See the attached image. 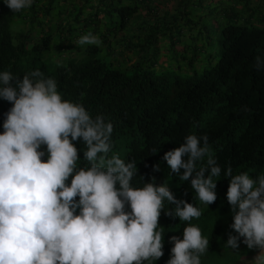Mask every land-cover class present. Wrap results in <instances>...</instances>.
<instances>
[{
  "label": "trees",
  "instance_id": "1",
  "mask_svg": "<svg viewBox=\"0 0 264 264\" xmlns=\"http://www.w3.org/2000/svg\"><path fill=\"white\" fill-rule=\"evenodd\" d=\"M163 1L33 0L30 8L13 13L0 0V72L22 78L39 69L45 78H54L63 99L80 103L93 118L103 115L113 124L109 156L135 161V187L155 177L157 185L167 184L177 199L202 210L201 217L190 222L161 211L164 255L152 264H166L173 247L169 237L182 239L189 224L198 226L210 241L201 264H218L221 255L233 251L226 244L233 215L226 197L229 179L223 172L230 166L234 175L246 172L253 179L264 175V69L254 66L255 57L264 56V26L237 15L239 9L225 6L223 0H179V13H161ZM213 1L216 15L223 10L226 22L218 28L214 51L207 53L208 66L197 70V63L183 69L181 63L188 64L186 51L193 49L188 61L195 62L201 39L209 41L201 18L212 15ZM89 33L102 43L78 46L79 37ZM159 34L183 50L175 58L180 62L177 70L157 65ZM116 46L131 50L130 56L117 61ZM11 106L0 99V132ZM189 134L208 136L222 169L217 200L210 205L201 203L190 180L181 181L163 160L164 153ZM74 143L78 167H88L84 142ZM42 148L46 151V146ZM153 148L158 149L154 154ZM157 163L160 171L154 172ZM165 208L174 205L165 202ZM240 248L249 250L243 243ZM249 254L237 256L234 264Z\"/></svg>",
  "mask_w": 264,
  "mask_h": 264
},
{
  "label": "clouds",
  "instance_id": "2",
  "mask_svg": "<svg viewBox=\"0 0 264 264\" xmlns=\"http://www.w3.org/2000/svg\"><path fill=\"white\" fill-rule=\"evenodd\" d=\"M3 2L13 13L33 4ZM101 43L91 33L76 41L78 46ZM254 66L264 69V56H256ZM0 99L12 105L0 132V264H152L164 255L162 210L185 222L201 217L200 208L177 199L155 177L135 187V161L109 156L113 124L63 99L57 81L39 69L22 78L0 72ZM81 139L88 167H78L74 141ZM163 160L181 181L190 180L201 203L217 200L222 169L206 134L187 135ZM153 171H160L159 163ZM223 177L229 179L226 197L233 215L226 244L234 251L241 243L257 250L251 264H264V175H234L229 166ZM165 202L174 208L166 209ZM169 240L173 247L166 264H201L210 243L191 224L182 239L172 235Z\"/></svg>",
  "mask_w": 264,
  "mask_h": 264
},
{
  "label": "rangeland",
  "instance_id": "3",
  "mask_svg": "<svg viewBox=\"0 0 264 264\" xmlns=\"http://www.w3.org/2000/svg\"><path fill=\"white\" fill-rule=\"evenodd\" d=\"M167 6L171 9L169 3L167 4ZM215 1H213L211 3V12H212V15H208L206 17H203V18H206V20H203L202 21V18H201V23L204 22V24L206 25L207 27V31H208V40L209 41H206L204 40L205 37H203L200 41V46H199V50H198V54L194 57L196 58L195 59V62H191L189 63L188 60H190L191 58V54H192V48H189L188 51H186V57L185 59H187L186 61L188 62V64L186 63H181V68H189V67H196L197 63H199L197 66V70H200L202 68H205L208 66V52H213L214 51V48H215V44L217 43L216 40H217V36H216V33L218 31V28L221 27L225 22H226V18L224 19H221V20H217V18L219 16L216 15V11H215ZM163 7H160V12L163 11ZM255 24H258V25H261V26H264V24H260L259 22H256ZM157 42L156 43L158 46H159V50H160V53L157 54V65H159L160 67H162L164 70H177V68L179 67L178 61L175 60L176 56L177 55H181L183 53V50H180L177 46H171L169 41L166 39V36H164V34H159L158 37H157ZM152 47V46H151ZM155 47V45H154ZM116 48L120 51H122V56H125L127 57V53L126 52H131V50H128L126 47H121V46H116ZM115 48V49H116ZM175 48H178V49H175ZM115 53V51H114ZM118 61V59H117ZM247 248V247H246ZM244 248V249H246ZM257 250H247V251H243L242 248L239 249V251H228L226 252L225 254L221 255L220 258L218 259V264H234V262L236 261V258L238 259L237 256L243 254V253H254L256 252ZM243 259H240V262L242 261ZM216 264V263H215ZM236 264V263H235Z\"/></svg>",
  "mask_w": 264,
  "mask_h": 264
},
{
  "label": "crops",
  "instance_id": "4",
  "mask_svg": "<svg viewBox=\"0 0 264 264\" xmlns=\"http://www.w3.org/2000/svg\"><path fill=\"white\" fill-rule=\"evenodd\" d=\"M179 0H166L161 2L160 7H163L164 10H170L173 13H179L181 10V5H179ZM204 2V0H203ZM225 2V6L230 5L234 6L235 8H238L239 11L237 15L242 16V17H247L250 18L252 23L259 22L260 24H264V0H230L229 2L226 0H223V3ZM169 3L171 9L167 6ZM222 3V1H221ZM230 3V4H229ZM233 4V5H232ZM161 11V13H163ZM241 12V13H240ZM219 20L226 18V13H223V10L219 12ZM229 17V16H228ZM218 20V19H217ZM261 26V25H260ZM115 53L113 55L114 58H117L118 61L121 59L127 58L130 56L131 52H126L128 55L127 57L122 56V51L118 50L117 48L114 50ZM121 53V54H120ZM257 254V251L254 252L253 254L245 255L241 259H243L241 262L240 260L236 262V264H251L252 258Z\"/></svg>",
  "mask_w": 264,
  "mask_h": 264
}]
</instances>
